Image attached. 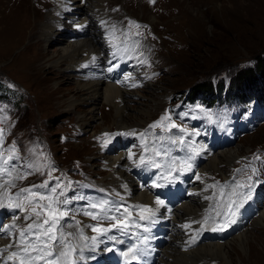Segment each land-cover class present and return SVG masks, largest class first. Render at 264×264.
Listing matches in <instances>:
<instances>
[{"label":"rangeland","instance_id":"rangeland-1","mask_svg":"<svg viewBox=\"0 0 264 264\" xmlns=\"http://www.w3.org/2000/svg\"><path fill=\"white\" fill-rule=\"evenodd\" d=\"M104 2L111 12L106 18L108 21L115 20L117 30L114 46H105L103 50V61L106 63L108 57L112 58L113 53L118 52L116 55L121 54L119 59L122 60L125 56L128 59L126 66L133 70L132 77L126 81L125 86H121L127 113L122 122L119 121L121 113L113 103L99 100L94 104L92 100L87 99L83 89L73 82L72 78L78 82L77 76L85 67L64 66L65 71H58L50 65L49 60L52 58L49 56L52 52L65 46L62 44L64 41L60 40L64 36L58 35L52 38L53 41H42L41 38L42 22L46 15H50L55 1L0 0V158H12L8 165L9 169H12L11 174L0 175V194L7 192V196L0 197L5 205L0 208V230H5L3 225H10L11 227L6 229L8 235L3 238L8 237L14 244L6 248L4 256L13 251L21 252L24 245L20 243L19 234L36 219L34 214L30 219H24L34 205L28 204L23 195L17 198V193L22 188H29L47 180L51 186L59 182L61 188L66 189L64 196H59L60 189L52 195L61 200L68 198L70 201L67 206H61V209L66 208L69 211V216L63 221V231L65 239L72 245H75V239L81 240L78 235L69 237L67 233H75L77 228H83L84 235L89 238L96 236L89 227L95 225L96 221L83 215L82 210H88L89 202H95L99 194L103 193L104 199L122 203L126 207L137 205L126 203L127 198L121 200V187L111 184L107 157L131 149L136 153L133 160H138L143 152L139 133L148 129L149 125L159 120L166 112L171 116V121H165L163 127L148 129L150 134L145 137V141L151 147L153 144L162 143L155 140L153 134H180V128L189 133L184 139L191 147L196 148L200 159L192 162L196 164H193L191 171L184 172L183 175L178 172L173 174L182 177L177 181L183 186L191 191L196 186L194 175L209 180L210 185L219 182L223 186L225 182L231 185L234 180L242 181L243 175L244 182H247L248 177L245 175L251 173L252 179L255 177L253 194L260 187H263L264 192V80L260 78L251 84L255 85L257 91L260 85V90L263 91L260 98L254 88H249L248 83L244 86L240 83L239 87L234 88L236 90L232 88L236 93L225 95V90L230 88L233 79L241 76L242 70L253 67L257 56L264 58V0ZM56 39L61 43L56 44ZM108 43L109 41L106 45ZM117 48L120 51H116ZM126 52L131 53L128 55ZM111 60L117 59H109L105 70L113 65ZM117 68L113 65L112 71L107 70V73L111 72L112 75L113 71L116 74L123 71ZM206 79L218 86L217 97L215 96L216 100L212 105L204 102L198 95L190 98V94L196 91L197 83ZM113 85V88H116L115 84ZM240 91L244 94L241 95ZM75 97L79 99L75 105L66 106L69 98ZM86 101H91V104ZM127 115L132 116L129 120V131L135 130L136 135L102 136L103 133L129 132L124 128ZM232 118L233 121H229ZM171 123H176L177 127L166 130L167 125ZM233 125L234 128H231ZM204 126H208L210 130H204ZM216 127H226V143L221 141L214 145L212 136L216 133L213 129ZM98 137L100 139H97ZM105 139L109 140L108 147L102 146ZM110 144L112 149H109ZM171 147L173 156L182 157L184 149L181 146ZM224 150H228L230 154H238L219 163L218 169L207 168L212 167V159L217 158V154ZM207 152L212 153L210 158H204ZM47 153L54 158L52 162L48 161ZM151 154L145 153L146 156ZM245 158H248V167L241 168L242 159ZM160 159L157 158L158 161ZM128 164L132 177L157 198L159 194L155 193L157 188L151 186V177L159 169L148 171L147 178L140 171H136L134 163L129 159ZM236 169L241 171L236 172ZM253 169H256L255 174ZM20 176L24 178H17ZM163 184L165 186L162 192L167 196L172 187L168 190L166 186L169 184ZM230 190L229 187L224 188L225 192ZM213 192L217 197L220 196L219 187L209 188L206 196H211ZM258 192L260 194L256 197V204L262 209L264 199L261 200L262 192ZM183 193L176 196L170 206L177 204L178 200L183 202L186 191ZM159 197L165 204H169L165 197ZM13 203L21 204L25 211L13 208L11 212H7ZM43 203L46 204L47 201ZM215 205V200H210L205 205L202 215L197 219L202 221L204 214L209 215L210 219L203 229L200 226L197 231L212 228V218L219 222L221 218L216 217ZM252 210L246 213L240 225L236 220L225 236L203 238L192 246L187 242L185 248L188 250L201 244L227 241L226 261L217 255L202 254L206 257L202 264H264V223L256 220V212L253 208ZM129 212L139 216L141 210L129 208ZM46 218L47 216L42 214L40 222ZM193 219L195 220L191 217L184 225L192 223ZM76 221L80 224L76 225ZM111 222L104 220L101 224L110 226ZM69 223L73 224V227H68ZM180 227L186 229L181 224ZM111 232L108 235L113 234L120 239L114 229ZM196 233L190 232L187 238L192 240ZM167 235L169 234L164 230L160 237ZM102 239L107 240L105 237L99 238ZM235 241L241 245L235 244ZM82 242L91 243V240ZM89 249H83V257L89 256Z\"/></svg>","mask_w":264,"mask_h":264},{"label":"bare ground","instance_id":"bare-ground-1","mask_svg":"<svg viewBox=\"0 0 264 264\" xmlns=\"http://www.w3.org/2000/svg\"><path fill=\"white\" fill-rule=\"evenodd\" d=\"M54 1L55 5L53 6L52 10L50 9V15H46L45 20L42 22L43 28H40L41 38L42 41H47L49 39L53 41L54 39L52 38L61 35L64 36V38L60 40L64 41L62 42V44L65 46L59 47L57 50L52 52V54L49 56V58H52L49 60L50 65H52L58 71H65L63 69L64 66H67L68 68H72L75 66L85 67L84 70H80V75L77 76L78 82L74 81V79L72 78L73 82L77 85V87L83 89V91L87 94V99L92 100L94 104L99 100L107 101V103L109 102V104L113 103L114 106L119 110L117 111L121 113V116L119 114V121L121 120L122 122L124 116L127 113L125 111V105L123 104L125 95L121 91V86H125L126 81L132 77L133 70L129 66L124 65L125 61L119 63L118 60H111V62H114L113 65L116 67H121L124 65V68L122 69L123 71L119 72V74H115L112 77L110 73H107L108 68L107 70L104 69L107 67V62L105 63L103 61V50L105 49V46H114L117 30L115 20L112 21L111 19H109L108 21L106 18L107 16L111 15L110 9L108 8L107 4H105L104 0ZM64 18L68 20L65 21ZM63 21H65L66 27ZM67 26H70V28L68 29ZM104 39L106 41H104ZM60 40L56 39V44L61 43ZM108 41L109 43L106 45ZM81 51L83 52L79 55ZM126 53L130 55L131 52ZM93 57H95V59H93ZM109 59L110 58L108 57L107 60ZM113 65H111V67H113ZM113 84H115L116 88H113ZM77 100L79 99L76 97L69 98L66 106L75 105ZM86 103L91 104V101H86ZM139 111H141V109ZM118 112L116 113L118 114ZM92 116H94V114ZM79 117L80 116L77 117L78 120ZM130 117L132 116L127 115L126 119L124 120L126 126L124 128H126L128 131L131 129L130 127H128L131 125V122L129 121ZM82 121L86 122L85 120ZM131 127L134 128L135 126ZM220 138L221 136L219 135V137H217V139L213 141L214 145L218 142L221 143ZM223 142L226 143V141ZM109 149H112L111 144L109 145ZM127 153L128 150H125L123 153H117L118 155L107 157V166L110 168L109 176L111 178V184L121 187V194L123 195V199L127 198L126 203L144 204L150 208L156 209V215L152 217V221H155L154 223H152L156 227V231L154 233L155 237L152 236L149 231L144 232L143 228H138L139 231H142V234H144V236L148 237V247L144 248L146 250V253L143 258L138 261V264H202V261L206 259V257H204L202 254L217 255L218 257L226 261L227 251L225 249L228 248H226L225 246L226 244H228L227 241L221 242L222 240L219 239L221 240V243L211 242L209 244L206 243V245L201 244L198 247L193 248V246L187 250L185 248V245L192 242V240H189L187 236L190 235V232L196 233L197 229H199L201 225L200 223L189 222L187 224L191 225L190 228L182 229V226L180 227V224L184 225L186 221H190L189 219L191 217L195 218V220L193 219V221H199L197 218L202 215L205 205L210 202V200L204 199V197L206 196V192L209 191V189L205 191V188L207 185H210V181L202 177H200V179H197L194 175L196 186L193 187V189L190 191L187 189L188 187L183 186L182 183L176 180L174 183L166 186V188L168 187V190L172 187L167 196H164L162 188H157L155 193L159 194V196L161 197H165L166 202L169 203L164 204V206H158L155 204L156 198L153 197V193H150L149 191H147V189H144L145 187H141L140 184L132 177L129 170L130 165L128 164ZM236 154L238 153L230 154L228 150H224V152H220L217 154V158L215 157L212 159V167L207 166V168H217V165L219 163L225 161V159H229L232 156H235ZM205 156L206 157L204 158H210L212 156V153L208 154L207 152L205 153ZM145 176L148 178V175ZM160 183H165V181L162 180ZM175 184H177L176 188ZM124 185H127V188L123 187ZM260 188L258 189V191L260 190L262 192V200L264 199V192L262 189L263 187ZM185 191L186 195L183 196L184 201L181 202V200H178V202H176L177 204L170 206V202L174 201L176 196L182 194ZM258 191L254 199L252 201H248L246 203V206H244L240 210L239 214H237L238 217L236 216V220L238 222V225L242 223L243 219L246 216V213L253 211L252 208L254 209V212H256V220L258 222L264 223V203L262 204V209H260L259 204V206L256 204V197L260 194ZM171 197H174V199H171ZM1 211L2 210H0V216L2 214ZM160 230H166V233H168L169 235H167V237H160L162 234V231L160 233ZM0 235V254H2V257L0 258V264H14L13 260L8 259L9 255L4 256L6 255L5 250L7 251L6 248L8 247V245L14 246V244L11 243V240L8 237L3 238V236L8 235L6 230H0ZM176 235L179 237H176ZM237 236L238 234L236 235V237ZM127 238L130 241L134 239H142L141 236L137 237L135 234L133 236L127 235ZM240 238L242 239L243 236H241ZM233 239H235V237ZM74 242V246L77 247L83 244L82 241H79L77 239H75ZM154 242H158L155 246L157 251L155 260L152 257ZM103 243L104 244H101L97 241L94 250L91 247V243H88L90 245V249L87 251L89 256L83 257V259L79 261V264H112L113 262L112 259H110L109 253H111L115 258H120L121 251H126L127 247L129 246V243L124 242L119 243L117 245V248H113L110 247L112 243L110 244L109 241L105 240V242ZM235 244L239 246L241 245L238 241H235ZM108 248H112L113 250L109 252ZM16 264H19V260Z\"/></svg>","mask_w":264,"mask_h":264},{"label":"snow or ice","instance_id":"snow-or-ice-1","mask_svg":"<svg viewBox=\"0 0 264 264\" xmlns=\"http://www.w3.org/2000/svg\"><path fill=\"white\" fill-rule=\"evenodd\" d=\"M134 23V22H130ZM83 27V26H80ZM116 51H120L117 48ZM116 52L113 53L115 57ZM95 59V57H93ZM111 63V62H110ZM112 71V67L108 69ZM171 116L167 112L160 117L159 120L148 126V129H155L157 127H163L165 121H171ZM177 125L171 123L167 125L166 130L175 129ZM146 129L144 132L139 133L141 137V146L143 152L140 154L138 160H133V157L136 155L131 149L128 150L127 156L130 161H132L136 168H143L145 171H149L153 168L160 169L161 171L156 175V179L152 181L153 188H163L165 184L158 183V181H165L167 184L174 183L180 177L179 175H173V173H179L183 175L184 172L191 171L193 168V161L195 157L199 155V152L196 148L191 147L190 144L185 141L184 137L189 135V133L184 129L180 128V134H172L167 136L153 134L155 140L162 142L161 144H153L151 147L146 143L145 137L148 136L149 130ZM133 136L136 135L135 130L124 132V133H103L104 137H113V136ZM97 139H100L99 137ZM0 143H2V137H0ZM109 143V140L105 139L102 146L106 147ZM179 145L183 149H189L190 153L185 152L183 157L173 156V148L171 146ZM14 151V150H10ZM151 152V155H145V153ZM161 159L158 161L157 158ZM9 159L0 158V175H10L11 170L9 169ZM14 168V165H13ZM38 170V169H37ZM236 172H240L241 169H236ZM256 173V169H253V174ZM48 176L51 177V172L48 173ZM23 179L24 177H17ZM200 179L199 176L196 177ZM58 180V178H56ZM71 183V182H69ZM258 183V181L256 182ZM123 187L127 188V185ZM219 187L220 196L217 197L216 193L213 192L211 196H205L206 200H215V212L216 217H220L219 222H216L214 218V226L211 228V231H225L232 224L236 223L235 217L244 207L245 203L252 199L254 182L252 181V176L247 178V182L236 181L234 180L231 185L228 182H225L223 186L217 182L213 185H207L205 191L209 188ZM225 187H229L231 190L228 192L224 191ZM45 191H41V190ZM57 189H60L59 196H64L66 189L61 188L60 183L57 182L56 185L51 186L49 181H44L41 184H34L29 188H22L19 193H17V198L23 195L24 200L30 204L34 205L31 208V212L24 217L25 220L31 218L34 214L36 219L32 223L28 224L24 228L19 236L20 243L23 244L21 252H11L8 256L9 260H19V264H36L37 261H44V264H79V261L83 259V249L89 247L88 243H83L79 247L72 245L68 240L65 239L64 228V219L69 216V211L62 210L61 206H67L70 201L68 198L58 199L56 196H53L52 193H56ZM119 195V193H117ZM7 196V192L0 194V197ZM80 199H84L80 197ZM123 200V197H121ZM47 201V203H43ZM155 204L158 206H164L165 201L160 199L159 195L155 200ZM13 208H19L21 211H25L19 203H13L10 205ZM5 205L0 199V208H4ZM123 208V212L121 209ZM129 208L140 209L141 213L139 219L142 221L150 220L151 217L156 215V209L150 208L143 204L131 205L129 207H124L122 203L116 201H110L108 199L101 198L95 202H89L88 209L82 210L83 215L89 216L92 220L97 221L96 225L89 226L91 231L96 233V236L91 238L84 235L83 228H77L76 232L67 233V236L74 237L79 236L81 241L91 240V247L95 248V245L100 237H105L109 241H115L116 243H124L123 240H118L114 235H108L113 229H117L121 235H127L130 231V224L123 223L121 217L124 216V213H128L127 217H124L125 220L131 218V212ZM39 209V210H38ZM147 213V215H145ZM42 214L47 216L43 222H40V217ZM210 219L209 215H205L202 221H193V223H200L201 229L208 223ZM104 220L116 221L110 226H103L100 222ZM153 223L155 221H152ZM76 225H79L80 222L76 221ZM68 227H73V224H68ZM131 226L140 227L141 225L132 222ZM10 225H3V229H8ZM185 228H190V224L183 225ZM149 228L145 227L144 232H148ZM197 237L194 235L192 237V243H195ZM148 240V237H144V242ZM100 243H103V240H99ZM143 243V242H142ZM11 247V245H8ZM113 249L108 248V251L111 252ZM146 253V250L142 247H137L135 244H130L127 247L126 251H121L120 255L128 261V264H134L143 257ZM94 258V257H93Z\"/></svg>","mask_w":264,"mask_h":264},{"label":"trees","instance_id":"trees-1","mask_svg":"<svg viewBox=\"0 0 264 264\" xmlns=\"http://www.w3.org/2000/svg\"><path fill=\"white\" fill-rule=\"evenodd\" d=\"M261 64V65H260ZM242 73V74H241ZM241 76H239L238 79H233L232 83L230 85V88L225 90V95L228 93H236V91H233L235 87H239L241 85L240 83L245 85V83H248L249 88H254L253 90L258 94V97L260 98L263 94V91L260 90V85H259V90H255V85L254 84L258 79L264 80V58L260 59L259 56H257V61L253 67H248L245 68L244 70L241 71ZM236 78V77H235ZM264 83V81H263ZM218 86H215L210 80L206 79L202 82L197 83L196 91L194 93L190 94V98L195 97L198 95V97L202 98L204 102H209L212 104L216 98V94L218 92ZM219 87H221V84L219 83ZM233 88V89H232ZM220 89V88H219ZM236 90V89H234ZM240 94L243 95L244 93L240 91ZM217 97V96H216Z\"/></svg>","mask_w":264,"mask_h":264}]
</instances>
